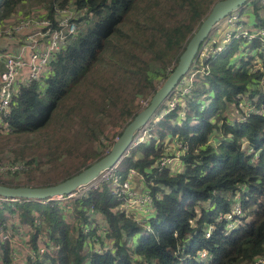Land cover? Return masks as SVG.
I'll use <instances>...</instances> for the list:
<instances>
[{"label": "trees", "instance_id": "trees-1", "mask_svg": "<svg viewBox=\"0 0 264 264\" xmlns=\"http://www.w3.org/2000/svg\"><path fill=\"white\" fill-rule=\"evenodd\" d=\"M36 1L40 4L37 9L46 12V17L52 18L55 7L67 6H74L80 12L85 10V14L91 11L92 15L57 55L44 86L34 82L20 89L9 118L11 132L6 136L37 134L48 127L61 134V129L70 128L74 137L82 134L90 143L107 126H120L115 139L120 135L145 107L141 102H148L157 89L149 75L151 61L170 72L187 41L218 0ZM29 2L0 0V26L13 23L9 20L18 9L25 11ZM248 2L256 21L264 26L258 13L263 3L261 0ZM133 8L132 24L116 30ZM28 14L30 11L22 15ZM257 46L259 39L251 44L235 41L228 45L209 62L205 88L211 92V98L204 110L198 109L199 98L206 92L202 84L195 87V96L184 118L179 117V110L163 114L164 103L147 126V139L135 144L116 166L121 178L128 169L136 170L151 191L153 211L145 225L126 216L119 208L121 200L113 196L106 182L73 201L76 223L65 220L58 202L17 198L0 200V224L7 215L16 212L22 223L31 227L33 246L40 238L55 242L59 248L57 256L50 257V264H255L258 260L264 261V84H260L264 78V55L260 53L254 59L261 61L262 69L252 71L250 62L254 60L243 59L241 51H251ZM239 94H247L246 105L250 103L254 110L243 121L226 119L221 112L228 103L237 105ZM214 133L221 137L217 145L210 142ZM115 139L96 153L93 162L108 152ZM165 139L168 143L175 139L186 144L187 149L180 157L183 171L174 173L170 166H158L166 153ZM46 142L49 144L45 152L58 158L54 151L62 146V140L53 147L48 138ZM74 149L72 144L63 151L71 153ZM62 153L59 156H69ZM20 155L22 160L27 158L24 150ZM83 157L79 166L67 167L58 179L31 183L9 181L0 176V184L53 185L92 163ZM34 160L31 156L25 161L29 165ZM236 200L240 203L241 215L234 217L235 226L231 228L224 216ZM91 204L92 214L98 212L107 223L106 238L111 248L90 255L83 251L85 236L81 223L88 222ZM89 234L94 235L95 229ZM133 237L135 241L128 245L127 241ZM203 252L205 255L201 256ZM0 264H11L7 242L1 244ZM30 264L46 262L35 260Z\"/></svg>", "mask_w": 264, "mask_h": 264}, {"label": "built area", "instance_id": "built-area-1", "mask_svg": "<svg viewBox=\"0 0 264 264\" xmlns=\"http://www.w3.org/2000/svg\"><path fill=\"white\" fill-rule=\"evenodd\" d=\"M245 5L230 12L212 26L205 39L200 43L188 71L178 80L173 91L166 99V108L163 114L179 110V117H185V113L189 108L188 105L195 96V87L202 84L207 88L205 76L209 72V62L232 42L240 41L251 44L255 39H259V46L254 49V52L263 53L264 55V26L251 17L252 10L249 16L247 13H243ZM84 11L80 12L74 6L55 7L53 16L50 18L44 16L46 12L41 8H36L28 15H19L13 23L0 26V40H3L0 50V134L7 135L11 132L9 118L12 113L13 100L18 96L20 89L34 82H38L39 86H44V80L51 73V64L56 60L57 55L66 48L70 39L76 37L81 27L91 17V11L87 14ZM254 52L252 50L249 54L253 56L255 55ZM251 64L252 71L262 69L259 59L252 61ZM198 75L201 77L200 80ZM260 84H264V78L260 80ZM210 94L211 92L206 90L199 98L198 109L200 111L204 110L210 101ZM246 96L243 94L238 95L236 106L240 113L235 119H232L233 121L245 120L246 115L254 110L250 103L246 105ZM141 103L146 106L148 102L142 101ZM255 111L259 112V110ZM147 126L142 127L137 132L134 144L143 141L139 135H148L145 134L147 133ZM170 145L172 147L171 152L168 151ZM186 149L185 143L172 139L167 144L166 153L159 160L158 166L169 167L173 159L180 160ZM29 168L30 166L25 160H16L6 165L0 164V176L8 172L12 174L15 171H27ZM115 168L105 170L109 171V174L102 172L91 182L77 187L68 194L35 201L41 203L58 202L63 208L65 220L68 221L66 219L67 214H72L73 216V201L83 198L106 182L107 184L109 183L113 196L121 200L119 208L124 211L126 216L132 217L138 223L145 225L146 220L153 211V197L149 187L144 183L143 176L136 170L128 169L125 177L121 178L118 173H115L117 172ZM0 200L15 201L17 198L0 196ZM89 207L90 216L87 223H81V232L85 236L83 251L86 250L84 252L91 255L93 252L101 253L111 248V243L110 240L106 239L107 223L103 217L102 219L97 217L99 222H102L97 223L98 220H95V213L92 214L93 204ZM240 215V203L236 200L224 217L228 221V225L233 228L236 222L234 217ZM9 222L8 225H6V222L0 224V245L8 243L12 262L15 261L17 253H24L23 247L27 246L28 242L30 247L22 264H30L31 261L35 260H45L46 264H50V257L57 256L59 246L55 242L50 239L40 238L39 240H42V243H38V240L36 245L33 246L31 243V233L33 232L31 227L25 223L17 222L13 217L12 221L9 220ZM3 224L8 226L5 231ZM15 225L16 227L14 228ZM91 229H95V234L92 236L89 234ZM210 230L211 227L206 232L207 236ZM204 255V252L201 253V256ZM259 262L264 261L261 259L255 264Z\"/></svg>", "mask_w": 264, "mask_h": 264}, {"label": "rangeland", "instance_id": "rangeland-1", "mask_svg": "<svg viewBox=\"0 0 264 264\" xmlns=\"http://www.w3.org/2000/svg\"><path fill=\"white\" fill-rule=\"evenodd\" d=\"M262 3H264V0H261V4ZM39 5L40 4L36 0H31V2L26 3V6H25L26 10L23 11L21 9H18L16 11L17 13L13 15L14 17H12V19H10L9 22L15 21L19 15L26 13L27 11L31 12L35 10ZM251 10L253 11L251 2H247L246 5L244 6L243 13H251L250 12ZM258 13L259 15L261 14L262 17L264 16V4L262 8L258 11ZM134 16H135V10L133 8L125 15L124 20L122 21V23L118 25L116 30L126 29L128 25L132 24L133 22L132 17ZM170 21H173V19H171ZM114 33L112 34V36L114 35ZM109 39H107V41ZM241 51L243 52V55H244L243 59L252 57L251 59L254 60L257 57L259 58L260 56V53L254 52L255 50H253V52L255 53V55L253 56L249 54L252 52V50L248 51L247 49H245L243 51V49H241ZM149 72H150L149 74L150 77L153 79L154 86H156L157 88L164 81L165 79L164 75H167L169 73L167 72V69H163L162 67H160L156 61H151ZM198 79L199 80L201 79L200 75H198ZM205 90L207 89L205 88ZM136 103L137 102H135V104ZM69 105H71V102ZM239 113H240V110L236 108V105L234 102L228 103V105L221 112V114H223V116L226 119H230V120L235 119V117H237ZM72 118L73 116L71 114L70 121H72ZM194 121L195 120H191V122H194ZM75 128L77 129L78 125H76ZM119 129H120V126H111V127L107 126L104 129V132L103 133L99 132L90 143L85 141V136L82 134L78 135L77 138L74 137V133H72V130H70V128L68 130L61 129V134L54 133L50 127L45 129V131H42L41 133H37V134L35 133L32 135H28L30 133L20 134L19 136H14V135L6 136L3 134H0L1 135L0 136V164L6 165V164H11L12 162H15L16 160H22L21 159L22 156L20 155L21 150L25 151V156L27 157L26 159L30 158L31 156H33L35 159L34 162L29 163L30 168L27 171H15V172H12V174L8 172L2 175L1 178H4L9 181H22V182H31V183L39 182V181L45 180L46 178H52V179L61 178L64 175L65 173L64 170L67 167L72 169V168L79 166L81 162L85 159V157L83 156L87 157L86 161L88 163L93 162L95 155H97L96 153L102 152L104 148L107 147V145L110 143V141L112 139H115V136L117 132L119 131ZM139 136H141L144 141L147 139L146 135H139ZM63 137L65 138L63 139ZM47 138L53 142V143H50L51 147H53V145H56L57 141L62 140V146H59V148L56 151H54L56 152L58 158L54 154H51V155L49 154L50 155L49 156L45 152V147L49 144L48 142H46ZM220 139L221 137L218 135V133H214L213 135L210 136V142L213 145H217ZM164 142L166 143V146L167 144H169L168 143L169 141L168 140L166 141V139L164 140ZM72 144L75 145L76 149H74L71 153H67L66 151H63L64 147L70 148ZM171 149L172 147L170 145V148L168 149V151L171 152ZM61 152H63L62 153L63 155H66L67 153V155L69 156L63 158L62 156H59V153ZM39 162L41 164L36 166V163L38 164ZM169 166L171 167V170L174 173L181 172L183 171V168H184V164L179 159H173L170 162ZM103 172L108 173L109 171H103ZM61 201H66V200H61ZM62 204L64 203L62 202ZM94 215L96 218V219L94 218L95 220H98L97 217L99 219H102V216L98 212L95 213ZM7 217L8 218L5 220L6 225L10 223L9 220L12 221V217L15 218L17 222L19 221L20 223H22L19 215L16 212L13 213L12 215H7ZM66 219L71 224L76 223L75 218L72 216V214H67ZM97 223H102V222H99L98 220ZM6 227L8 226H5L3 224L4 231ZM15 227L16 225L14 226V228ZM106 239L109 240L108 238ZM134 241H135V237H133L131 241L128 240L127 244L131 245L132 242ZM38 243H42V240H39ZM29 247H30V244L28 242V245L23 247L24 253L23 254H21L20 252L17 253V257L15 261L13 262L11 261V264L24 263L25 256L27 254V250ZM0 250H1V245H0Z\"/></svg>", "mask_w": 264, "mask_h": 264}, {"label": "water", "instance_id": "water-1", "mask_svg": "<svg viewBox=\"0 0 264 264\" xmlns=\"http://www.w3.org/2000/svg\"><path fill=\"white\" fill-rule=\"evenodd\" d=\"M249 0H218L202 19L198 28L186 43L173 69L162 84L150 97L147 105L140 110L122 129L120 135L111 144L108 152L92 162L88 167L62 182L47 186H7L0 184V196L41 200L72 192L77 187L97 178L103 171L115 168L133 147L137 132L147 126L157 115L166 99L173 91L178 80L188 71L196 56L200 43L205 39L212 26L230 12L242 7Z\"/></svg>", "mask_w": 264, "mask_h": 264}, {"label": "crops", "instance_id": "crops-1", "mask_svg": "<svg viewBox=\"0 0 264 264\" xmlns=\"http://www.w3.org/2000/svg\"><path fill=\"white\" fill-rule=\"evenodd\" d=\"M248 14V16H249V13H247ZM252 15H251V17L253 18V19H255V16H254V14L253 13H251ZM260 16V18L264 21V16L262 17V15L260 14L259 15ZM1 42H0V50H1V46H2V44H3V40H0ZM0 69H1V63H0Z\"/></svg>", "mask_w": 264, "mask_h": 264}]
</instances>
